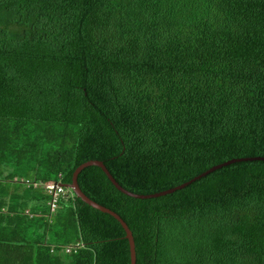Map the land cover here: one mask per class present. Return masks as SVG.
<instances>
[{
	"label": "trees",
	"instance_id": "16d2710c",
	"mask_svg": "<svg viewBox=\"0 0 264 264\" xmlns=\"http://www.w3.org/2000/svg\"><path fill=\"white\" fill-rule=\"evenodd\" d=\"M259 156L264 0H0V264H132L69 187L88 161L149 195ZM78 180L137 264H264V160L147 199Z\"/></svg>",
	"mask_w": 264,
	"mask_h": 264
},
{
	"label": "water",
	"instance_id": "95a60500",
	"mask_svg": "<svg viewBox=\"0 0 264 264\" xmlns=\"http://www.w3.org/2000/svg\"><path fill=\"white\" fill-rule=\"evenodd\" d=\"M246 160H264V157L259 156V157H248V158H234L230 161L224 162L222 164H218L216 166H213L211 169H209L208 171L202 173L201 175L193 178L191 181L186 182L182 185H179L175 188L172 189H168L162 192H157L154 194H138V193H134L132 191L127 190L126 188H124L116 179L115 177L112 175V173L110 172V170L107 168V166L105 165V163L103 161L100 160H91L88 161L84 164H82L81 166L78 167V169L75 171L74 173V178H73V183L71 185H69L70 188L73 189V191L75 192V194H77L79 197H81L85 202L89 203L90 205L94 206L97 209H100L101 211L110 213L112 215H114L118 220H120V222L122 223V225L124 226L126 232H127V238L130 241L131 244V259H132V264H137V251H136V242H135V238H134V234L130 228V226L127 224V222L115 211H113L112 209H109L99 203H97L96 201H94L93 199H91L81 188L80 184H79V174L88 166H92V165H96V166H100L105 172L106 174L109 176V178L112 180V182L118 187L119 190H121L122 192L126 193L127 195L136 197V198H142V199H147V198H153V197H159L162 195H166L169 193H173L175 191H177L178 189H182L185 188L187 185H189L190 183L196 181L197 179L204 177L206 175H208L209 173L222 168L223 166H227L229 164L238 162V161H246ZM61 185L64 186V184L61 183Z\"/></svg>",
	"mask_w": 264,
	"mask_h": 264
},
{
	"label": "built area",
	"instance_id": "2783aa9c",
	"mask_svg": "<svg viewBox=\"0 0 264 264\" xmlns=\"http://www.w3.org/2000/svg\"><path fill=\"white\" fill-rule=\"evenodd\" d=\"M29 184H31V181H28ZM36 186L43 185L41 182H35ZM45 189L50 192V194L53 195V198L51 200L52 209L54 210L57 207L58 201L62 194L65 193V188L60 183L52 182L48 183L45 186ZM80 244H78L79 246ZM74 247H69L68 251L72 250Z\"/></svg>",
	"mask_w": 264,
	"mask_h": 264
},
{
	"label": "rangeland",
	"instance_id": "374dc122",
	"mask_svg": "<svg viewBox=\"0 0 264 264\" xmlns=\"http://www.w3.org/2000/svg\"><path fill=\"white\" fill-rule=\"evenodd\" d=\"M26 183H27V182H26ZM28 184H29V183H28ZM68 192H69V193H70V192L72 193V190L69 189ZM30 203H32V202H30ZM34 203H36V201H35ZM34 203H33V204H34ZM58 205H59V203H58ZM29 233L31 234V231H30V230H29ZM73 244H75V243H73ZM68 247H73V246L69 245Z\"/></svg>",
	"mask_w": 264,
	"mask_h": 264
}]
</instances>
